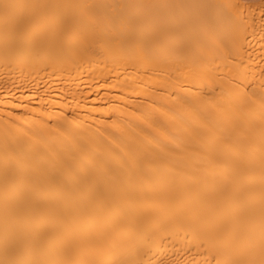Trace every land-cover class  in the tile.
<instances>
[{
  "label": "bare ground",
  "instance_id": "obj_1",
  "mask_svg": "<svg viewBox=\"0 0 264 264\" xmlns=\"http://www.w3.org/2000/svg\"><path fill=\"white\" fill-rule=\"evenodd\" d=\"M0 264H264V0H0Z\"/></svg>",
  "mask_w": 264,
  "mask_h": 264
},
{
  "label": "rangeland",
  "instance_id": "obj_2",
  "mask_svg": "<svg viewBox=\"0 0 264 264\" xmlns=\"http://www.w3.org/2000/svg\"><path fill=\"white\" fill-rule=\"evenodd\" d=\"M150 1H156V0H150ZM242 1H246L247 3L249 2V3H251V2H253V3H255L256 1H258V0H242ZM261 1H263V0H261Z\"/></svg>",
  "mask_w": 264,
  "mask_h": 264
}]
</instances>
